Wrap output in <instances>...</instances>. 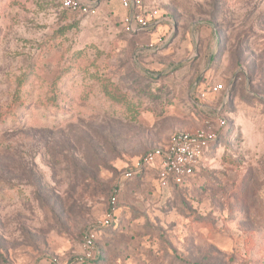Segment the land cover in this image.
Segmentation results:
<instances>
[{
    "label": "rangeland",
    "instance_id": "374dc122",
    "mask_svg": "<svg viewBox=\"0 0 264 264\" xmlns=\"http://www.w3.org/2000/svg\"><path fill=\"white\" fill-rule=\"evenodd\" d=\"M97 1L86 15L0 0V180L35 165L48 199L0 184V264H264V0H142L170 20L137 35L121 0ZM204 126L218 140L185 185L162 187L155 166L128 175Z\"/></svg>",
    "mask_w": 264,
    "mask_h": 264
},
{
    "label": "built area",
    "instance_id": "2783aa9c",
    "mask_svg": "<svg viewBox=\"0 0 264 264\" xmlns=\"http://www.w3.org/2000/svg\"><path fill=\"white\" fill-rule=\"evenodd\" d=\"M127 10L123 21V30L129 35L144 33L152 28L160 27L169 16L157 9L142 10V0H121ZM63 9L86 15L99 12L97 0H60ZM154 49V44L147 45ZM224 124V121H221ZM209 124V123H208ZM218 133L211 126L199 127L191 130L177 131L167 146H158L149 150L136 164L137 169L155 166L158 179L162 186L170 184L180 185L188 181L202 165L208 148L218 139ZM130 176L131 173H128ZM117 197L112 196L110 206L103 219L97 222V227L88 229L83 237L80 261L95 257L96 232L98 227L108 226L114 221Z\"/></svg>",
    "mask_w": 264,
    "mask_h": 264
},
{
    "label": "trees",
    "instance_id": "16d2710c",
    "mask_svg": "<svg viewBox=\"0 0 264 264\" xmlns=\"http://www.w3.org/2000/svg\"><path fill=\"white\" fill-rule=\"evenodd\" d=\"M79 13V12H77ZM152 29H155V28H152ZM22 85V82L20 81L19 82V86ZM105 91H106V94L111 97V98H116L110 91H108V89L105 88ZM20 100V96L18 94V92L14 95L13 97V101L16 103ZM20 129V128H18ZM20 131V130H18ZM218 140V139H217ZM216 140V141H217ZM215 141V142H216ZM15 167H12L10 168L11 170V173L14 175L15 179H13L14 181H7V180H0V184H6V185H15L16 184V180H19V179H25L28 183L32 184L33 186H35L36 188L41 189L39 190V192H37L38 194V198L39 199H42V200H45V201H48V199L46 197H43L42 193H43V188L41 186V184H45L44 180L42 177H38L37 174L34 173L35 171V165L32 169H28V171H26V168L25 166L21 164H17L15 163L14 164ZM146 168L144 169H137L135 167V169L131 170L129 173H131L132 175V172L134 171L135 175H139L143 170H145ZM130 175V176H131ZM158 176V175H157ZM194 177L192 176L188 181L180 184V185H177V184H170L168 186H162L160 181V185L164 188H176V187H181L183 185H185L186 183H188L191 179H193ZM159 180V179H158ZM117 191V190H115ZM73 194L74 193H71V192H67L66 195H67V198L65 199L64 197L62 198L59 194L56 195L57 196V201H56V204L62 209V211H64V209H66V211H72L71 208H74L76 206V201L75 199L73 198ZM108 210V209H107ZM116 213V212H115ZM115 218V216H114ZM116 220V218L114 219V221ZM114 221L108 225V226H103V227H98V228H107V227H110L113 225ZM93 259V258H92ZM91 260V259H90Z\"/></svg>",
    "mask_w": 264,
    "mask_h": 264
}]
</instances>
